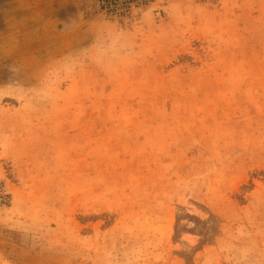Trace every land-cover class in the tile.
<instances>
[{
	"label": "rangeland",
	"instance_id": "374dc122",
	"mask_svg": "<svg viewBox=\"0 0 264 264\" xmlns=\"http://www.w3.org/2000/svg\"><path fill=\"white\" fill-rule=\"evenodd\" d=\"M0 264H264V0H0Z\"/></svg>",
	"mask_w": 264,
	"mask_h": 264
},
{
	"label": "crops",
	"instance_id": "0c3cea01",
	"mask_svg": "<svg viewBox=\"0 0 264 264\" xmlns=\"http://www.w3.org/2000/svg\"><path fill=\"white\" fill-rule=\"evenodd\" d=\"M10 13V12H9ZM13 15H14V13H13Z\"/></svg>",
	"mask_w": 264,
	"mask_h": 264
}]
</instances>
